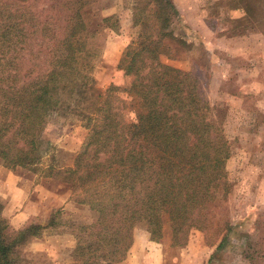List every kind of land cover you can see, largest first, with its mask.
<instances>
[{
    "label": "trees",
    "instance_id": "obj_1",
    "mask_svg": "<svg viewBox=\"0 0 264 264\" xmlns=\"http://www.w3.org/2000/svg\"><path fill=\"white\" fill-rule=\"evenodd\" d=\"M88 1L36 10L33 0H0V162L35 173L50 157L46 177L95 212L76 228L70 264L122 262L139 226L154 241L169 235L173 247L199 230L225 248L236 228L226 214L230 141L199 77L161 59L188 44L172 27L181 13L173 0L134 1L141 31L121 59L129 83L104 94L94 71L115 17L87 11ZM174 39L181 47L171 48ZM69 115L88 134L73 164L58 167L48 129ZM55 220L10 233L0 202V264H20V245Z\"/></svg>",
    "mask_w": 264,
    "mask_h": 264
},
{
    "label": "rangeland",
    "instance_id": "obj_2",
    "mask_svg": "<svg viewBox=\"0 0 264 264\" xmlns=\"http://www.w3.org/2000/svg\"><path fill=\"white\" fill-rule=\"evenodd\" d=\"M33 1L36 10L48 4V0ZM134 1L89 0L86 4L89 12L115 17L114 26L101 35V54L94 71L96 88L104 94L111 86L122 89L129 83L121 59L141 31L134 23ZM173 3L181 17L172 20V27L188 44L182 47L181 56L165 54L161 59L199 77L215 118L224 126L231 145L227 170L232 187L226 214L236 228L225 248L217 249L219 240L210 243V237L199 230L191 232L184 246L173 247L169 235L154 241L145 227L139 226L133 247L118 264L126 263L132 251L143 259L131 264H264V0ZM185 12L199 20H190ZM201 16H206V27ZM170 46L181 47L175 39ZM87 134L77 116L53 119L48 137L56 145L54 163L58 167L72 165ZM49 163L50 157L45 158L35 173L1 163L4 176L14 182L10 194L0 200L1 216L10 233L32 223L47 225L56 217V224L41 236L20 245V264H70L77 226L96 217L89 206L76 201L67 184L46 177Z\"/></svg>",
    "mask_w": 264,
    "mask_h": 264
},
{
    "label": "crops",
    "instance_id": "obj_3",
    "mask_svg": "<svg viewBox=\"0 0 264 264\" xmlns=\"http://www.w3.org/2000/svg\"><path fill=\"white\" fill-rule=\"evenodd\" d=\"M203 0H186V2H188V4H199L201 3ZM203 4V3H202ZM186 9V8H185ZM187 14V12H185ZM188 16V14H187ZM188 18L191 19H198L199 18H192L191 16H188ZM202 19V23L204 24V26L206 27V16H201ZM201 23V22H200ZM205 30V29H204ZM13 185L14 182L13 181H9L5 176H4V171H3V167L0 163V200H4L5 197H7L11 190L13 189ZM55 200V199H54ZM31 212H34L35 214H38L37 210H32V208L30 209ZM132 256L128 257V259H126V263L124 264H131L132 262H134L135 260H138L140 258H138V253H135L132 251V254H130ZM141 256L143 257L144 254L142 253ZM143 258L140 259V261H142Z\"/></svg>",
    "mask_w": 264,
    "mask_h": 264
}]
</instances>
